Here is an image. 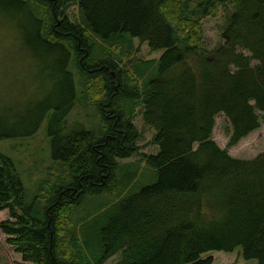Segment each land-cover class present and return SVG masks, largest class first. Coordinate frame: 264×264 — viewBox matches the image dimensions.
<instances>
[{
    "label": "trees",
    "instance_id": "trees-1",
    "mask_svg": "<svg viewBox=\"0 0 264 264\" xmlns=\"http://www.w3.org/2000/svg\"><path fill=\"white\" fill-rule=\"evenodd\" d=\"M72 2L80 22L67 16ZM228 6L224 43L207 50L203 21ZM0 8L52 82L27 111L0 113V141L33 136L53 113L52 156L61 166L28 202L0 152V212L12 218L0 231L24 263L105 264L119 254L117 264H213L206 254L239 250L264 264V153L236 159L213 140L220 114L230 146L264 123V0H0ZM135 40L162 56L120 67ZM73 69L99 126L65 136L82 100ZM139 107L155 131L159 152L142 161L157 182L124 195L138 174L119 178L121 161L139 152ZM115 192L120 201L77 216Z\"/></svg>",
    "mask_w": 264,
    "mask_h": 264
},
{
    "label": "rangeland",
    "instance_id": "rangeland-1",
    "mask_svg": "<svg viewBox=\"0 0 264 264\" xmlns=\"http://www.w3.org/2000/svg\"><path fill=\"white\" fill-rule=\"evenodd\" d=\"M233 11V7L228 6L221 9L217 16L203 21L204 47L207 50H214L224 43L223 32ZM3 15H5L4 10L0 8V113L25 112L50 92L52 82L46 72L41 74L37 61L23 44L16 23ZM67 16L73 22L81 21L80 11L75 2L69 4ZM103 46L105 49L107 48L105 44ZM134 49L135 53L130 58H125L120 67H124L126 64L127 68L129 61L159 59L162 56V52H152L146 43H141L139 40L134 41ZM110 51L116 53L115 49H110ZM255 64L257 63L254 62L253 65ZM73 71L77 76L76 71L74 69ZM76 80L78 97L82 100H78L65 122L66 126L63 131L65 136L81 129L96 131L94 129L99 126L97 111L90 104L84 103L83 96L86 90L82 84V78L77 76ZM142 115L143 108L139 107L133 121L140 134V139L137 142L139 152L133 158L121 161L122 171L119 178H122L126 171L139 167L133 185L123 192L126 195L140 192L143 188L157 182V176L142 161L143 156L155 155L159 152L158 146L153 142L155 131L145 126ZM52 116L53 113H50L41 128L31 137L0 141V152L14 162L16 171L27 190L28 202H32V197L39 194V188L43 182L49 181L61 173V166L55 163L52 156V137L49 135ZM229 127L227 118L220 114L216 118L213 140L220 148L227 150L233 158L252 160L264 153V123L260 130L236 146L229 145L227 136ZM116 194L115 192L114 195H103L91 199L89 205L82 206L77 212V216H84L88 210L97 211L113 205L120 201ZM8 220H12L10 210L0 212V225ZM208 257L213 259V264H258L256 260L245 261L239 250L231 254L213 252L204 256V258ZM119 261L120 255L117 254L105 264H117ZM0 264H29L23 262L22 256L8 243V237L1 231Z\"/></svg>",
    "mask_w": 264,
    "mask_h": 264
},
{
    "label": "bare ground",
    "instance_id": "bare-ground-1",
    "mask_svg": "<svg viewBox=\"0 0 264 264\" xmlns=\"http://www.w3.org/2000/svg\"><path fill=\"white\" fill-rule=\"evenodd\" d=\"M101 209V208H100ZM76 252V251H75Z\"/></svg>",
    "mask_w": 264,
    "mask_h": 264
}]
</instances>
